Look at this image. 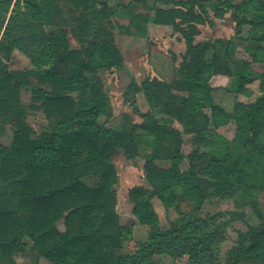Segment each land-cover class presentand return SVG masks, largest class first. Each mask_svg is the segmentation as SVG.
<instances>
[{
	"label": "trees",
	"instance_id": "obj_1",
	"mask_svg": "<svg viewBox=\"0 0 264 264\" xmlns=\"http://www.w3.org/2000/svg\"><path fill=\"white\" fill-rule=\"evenodd\" d=\"M67 1L81 5L84 21L90 6L99 3ZM159 1L174 6L157 7L153 21L172 26L186 45L179 79L172 85L156 78L144 80L140 90L152 109L160 106L158 113L164 117L144 113L146 126L132 123L119 130L99 121L109 115L108 98L85 74L92 70L93 50L106 58L108 67L122 66L117 51L94 44L92 50L72 49L64 30L59 45L45 28L46 23H65L57 7H52L50 19L43 2L0 0V119L14 127L9 146L0 143V264H18L15 256L26 249L34 254L32 264H152L145 259L154 254L176 262L216 264L227 222H217L214 215H196L211 197L231 199L236 207L249 205L258 219L240 234L221 264L240 260L264 264V216L256 205V197L264 191V33L251 30L249 39L256 43L247 48L249 59H235L230 39L216 38L210 47L194 43L198 25L206 21L202 0ZM228 5L242 13L234 15L236 32L245 23L257 28L264 22L263 0ZM101 8L97 17L101 12L113 14ZM250 8L255 12L249 19L244 13ZM14 51L31 64L23 73L8 67ZM254 63L260 71L253 69ZM25 73L38 79L30 87L28 106L19 101L20 89L29 86ZM216 75L228 77L236 94L250 96L248 86L257 82L259 95L253 101L235 99L227 111L212 95L211 78ZM27 109L45 113L47 122L39 133L26 123ZM230 122L234 123L231 138L217 132ZM187 135L192 149L188 169L183 171ZM139 146L151 149L142 162L150 188L131 187L128 201L135 222L147 229L149 242L137 243L133 254H122L121 235L130 234L131 227L118 222L112 156L122 150L128 157H138ZM157 161H169V166L161 167ZM92 174L98 179L90 185L84 177ZM154 198L165 210L175 211L169 228L159 226ZM181 198L193 203L189 211L177 210Z\"/></svg>",
	"mask_w": 264,
	"mask_h": 264
},
{
	"label": "rangeland",
	"instance_id": "obj_2",
	"mask_svg": "<svg viewBox=\"0 0 264 264\" xmlns=\"http://www.w3.org/2000/svg\"><path fill=\"white\" fill-rule=\"evenodd\" d=\"M27 1L43 2L46 15L50 19L53 18L52 7L59 9L61 18L65 20V23L60 24L56 19V23L60 25H47L46 23L45 26L50 37L59 45H61L60 33L61 30H64L69 47L72 49L83 50L89 47L92 50L91 44L96 45V47L108 45L114 48L122 58V66L108 67L106 58L93 50L92 57L89 59L92 70L85 71L86 76L101 87L108 98L109 115L100 118L101 123L120 130L122 128L129 129L132 123H142L146 126L148 119L142 116L144 113H154L157 118L163 119L164 114L158 113L160 106L152 109L140 89L142 82L147 78H156L163 85H172L176 79H179L178 67L184 59L186 51L182 34L176 32L170 25L156 24L153 21L157 7L170 8L174 5L163 4L159 0H99L96 5L90 6L84 21L80 18L83 11L80 4L72 5L67 0H53L51 4L46 0ZM202 1L207 11L206 21L198 25L199 32L194 36V43L210 47L211 42L216 38L230 39L235 46V59H249L247 48L251 49L256 43L249 39L250 31L257 30L264 33V22L258 23L257 28H252L251 23H245L239 28V32H236L234 15L236 13L241 15L242 13L235 12L228 5L229 3H244L248 0ZM101 6H104L108 11H113V14L107 15V13L101 12L98 18L96 11H100ZM249 10L250 12L244 14L250 19L251 13L255 11L252 8ZM70 12L74 14V18ZM81 27L85 30L83 31ZM262 43L264 45V41ZM7 63L11 72L23 73L25 69L31 67L28 59L17 51L13 52ZM252 67L254 70H261L259 64L254 63ZM220 76L223 77L222 81H218L215 76L211 78V85L215 87L212 95L216 103L230 111L234 100L239 95L232 91L230 79L225 75ZM25 80L29 86H23L20 89L19 101L22 105L28 106L31 102L30 89L33 85H37L38 79L37 75L25 73ZM250 87L253 89V96L249 97L243 94L242 102L253 101L259 95L257 82L251 84ZM25 121L38 133L47 122L45 113L41 109H27ZM173 123L180 127L177 121ZM218 129V133L231 138L234 123ZM13 131L14 127L11 123L0 119L1 144L9 146ZM137 131L142 132L141 130ZM189 137L188 135L184 136L185 141L182 145L183 159L180 163V169L183 171L188 169L187 156L192 149L188 141ZM138 151L139 156L135 158L128 157L122 150H117L112 156V164L117 177L114 188L116 190V211L119 215L118 222L124 228L131 227L130 234L121 235L119 251L122 254H133L136 251L137 243L147 244L149 242L147 229L135 222L131 211L132 205L128 201V190L131 187L142 185L150 188L144 177L142 162L151 155V149L139 146ZM157 163L161 167L169 166V161H157ZM97 179V174L84 177V181L90 185L94 184ZM152 203L159 216V226L163 229L169 228L171 221L176 218L175 211L173 209L165 210L157 198H154ZM256 205L264 216V191L259 192L256 197ZM192 207L191 201L184 198L178 200L177 210L187 212ZM196 215L201 218L214 215L217 222H227L224 240L218 246L217 257L219 262L216 264L223 263L226 259V252L235 246L240 234L246 233L249 225L258 222L251 206L236 207L231 199H219L218 197L205 200ZM58 226L60 229L63 228L61 223ZM15 259L18 264H32L34 254L26 249L18 253ZM145 262L152 264H191L186 259L176 262L165 254L151 255L145 259ZM237 264L250 263L240 260Z\"/></svg>",
	"mask_w": 264,
	"mask_h": 264
},
{
	"label": "crops",
	"instance_id": "obj_3",
	"mask_svg": "<svg viewBox=\"0 0 264 264\" xmlns=\"http://www.w3.org/2000/svg\"><path fill=\"white\" fill-rule=\"evenodd\" d=\"M215 78L218 79V81H222V80H223V77L220 76V75H216ZM213 87H214V86H213ZM248 87L251 89V91L253 90L252 87H250V85H249ZM216 88H217V87H216ZM222 88H223V87H222ZM218 89H219V88H218ZM253 94H254V92L252 91L251 94H250V96H253ZM238 95H239V96H237V99H236V100H240V101H241V99L243 98V94H238ZM244 96H245V95H244ZM250 96H249V97H250ZM226 110H227V109H226ZM229 124H233V123L230 122ZM224 126H225V125H224ZM221 127H222V126H221ZM221 127H220V128H221ZM218 131H219V129H218Z\"/></svg>",
	"mask_w": 264,
	"mask_h": 264
}]
</instances>
